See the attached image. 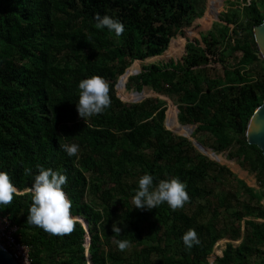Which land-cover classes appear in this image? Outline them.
Segmentation results:
<instances>
[{
	"label": "trees",
	"instance_id": "trees-1",
	"mask_svg": "<svg viewBox=\"0 0 264 264\" xmlns=\"http://www.w3.org/2000/svg\"><path fill=\"white\" fill-rule=\"evenodd\" d=\"M241 2L243 22L224 14V25L186 41L183 51V40L173 42L172 51H181L177 60L143 66L126 88L140 93L147 87L172 100L177 119L167 112L169 129L190 137L192 126L208 158L226 153L255 176L258 190L167 130L165 101L126 103L116 96L119 77L134 61L162 55L178 35L184 39L183 30L201 16L200 0H0V171L17 188L0 215L17 228L15 237L28 246L32 264H87L86 254L92 264H209L222 238L240 242L227 243L212 264H264V157L245 138L264 101V60L256 56L252 35L264 18V0ZM96 14L120 20L121 36L97 29ZM213 63L221 67L214 77L207 68ZM91 76L107 82L111 104L84 120L76 110L78 83ZM72 143L79 151L69 157L61 146ZM37 166L66 175L71 215L86 221L87 231L78 220L66 235L27 223ZM144 173L154 185L178 178L188 202L175 210L166 203L137 209L132 197ZM230 178L248 196L244 204L223 187ZM115 221L120 236L112 233ZM188 229L199 239L191 249L181 241ZM120 239L130 241L132 253L117 249Z\"/></svg>",
	"mask_w": 264,
	"mask_h": 264
},
{
	"label": "clouds",
	"instance_id": "clouds-1",
	"mask_svg": "<svg viewBox=\"0 0 264 264\" xmlns=\"http://www.w3.org/2000/svg\"><path fill=\"white\" fill-rule=\"evenodd\" d=\"M97 29L106 28L120 37L124 32V24L108 15L94 16ZM79 95L76 103L78 115L86 118L102 114L111 104L109 85L100 76H91L82 79L78 83ZM67 156H77L79 145L76 143L61 146ZM38 167V174L34 175L31 184V204L26 217L27 223L43 229L52 235L70 234L74 229V217L70 209L72 201L64 191L67 183L65 174L52 168ZM27 169L26 172H30ZM17 188L11 182L10 176L5 171H0V207L12 203ZM189 200L186 184L176 177L159 180L154 185V177L144 173L137 181V187L132 197V205L137 209L151 210L166 203L169 208L175 210L183 207ZM119 221L113 222L112 233L120 236L122 227H118ZM181 241L186 249H191L199 244L197 233L194 229H188ZM119 251H124L130 246V241L120 239L114 241Z\"/></svg>",
	"mask_w": 264,
	"mask_h": 264
},
{
	"label": "rangeland",
	"instance_id": "rangeland-1",
	"mask_svg": "<svg viewBox=\"0 0 264 264\" xmlns=\"http://www.w3.org/2000/svg\"><path fill=\"white\" fill-rule=\"evenodd\" d=\"M247 1H249V0H245V2H247ZM227 2H229V3H227ZM230 2H231V4H230ZM236 3L239 4V6L236 5ZM243 3L244 2H241V0H200V5L202 7L201 16L198 19H194L192 21L191 25L183 30L184 39H182L181 36L178 35L170 41L167 50L162 55L157 56V57H153L150 59H146L144 61H134L130 65V67L127 69L129 70L133 66H136V70L134 72H132L131 74H128V75L126 72L125 74H123L118 79L117 84L115 86L116 96L122 102L131 103L132 101H134V100L130 99V97L134 96L136 94V92L133 89L128 90L126 88L128 78L130 76L135 75L137 73V71H139L143 66H147L149 64L157 63V62H168L169 60L174 59L177 56H179L181 51L176 53V51L173 52L172 49L170 48V45L173 42H175L178 45L179 40L180 41L183 40L182 48H181V50L183 51V48H184L186 41H193L194 39L200 40L201 36H205L206 32H208L210 30L216 31L222 24L224 25L225 23H222L219 20V17L223 16L224 14H226L228 16H231L232 14H234L238 17V21L243 22L244 21V12L242 10V8L244 7ZM229 27L232 28V25H230ZM238 56H239V54H238ZM177 59L178 58H176L175 60H177ZM231 60L232 59L227 60L228 67L233 65V62ZM207 68H208L209 76H212V77H214L213 75L216 74V71L221 69V67L218 63L209 64L207 66ZM122 77H124V82L122 84V87L120 88L119 85H120V81H121ZM140 94L143 95L144 99L149 98V97H157L158 99L166 102L164 126L167 130L171 131L172 133H174L178 136H181V135L173 132L172 130H170L168 125H167V122H166L167 112L170 110L174 111V113L176 115V119H177V107L173 103V101L167 97L159 96V95L155 94L153 91H151L147 87H144L142 89V91L140 92ZM186 127H188V126H186ZM193 131H194V128L191 127L190 137H187L189 141L190 140L196 141L195 138L192 136ZM181 137H183V136H181ZM207 149H209V148H207ZM196 151L198 152V150H196ZM226 155H227L226 153L217 154L216 159H210L206 156L205 157L208 158V160L217 162L221 166L227 167L229 169V171L236 176L237 179L245 182V184L248 187L253 188L254 190H258L259 185L256 182L255 176L252 174H249L246 170H242L235 160L228 159L226 157ZM231 180H232V178L227 180L225 182V186H223V187L226 188V191L227 190H230V191L235 190L237 193V196L239 197L238 198L239 203L244 204L246 202L248 196L243 192V190L241 188L236 186L234 181L232 182ZM207 185L209 188L214 187V183L212 181L211 182L208 181ZM234 204H236V202H233V200L230 201V205H229L230 210L233 209ZM229 242H231L234 245H237V244H239L240 240L230 241L227 238H222V239L218 240L216 242V244L214 245L212 254L208 257L209 264H212V262L216 256L222 255V251L225 249L226 244ZM130 253H132V249L128 248L126 251V255H129Z\"/></svg>",
	"mask_w": 264,
	"mask_h": 264
},
{
	"label": "water",
	"instance_id": "water-1",
	"mask_svg": "<svg viewBox=\"0 0 264 264\" xmlns=\"http://www.w3.org/2000/svg\"><path fill=\"white\" fill-rule=\"evenodd\" d=\"M252 35L257 48L256 56L259 60H264V18L259 25L253 27ZM127 70L128 69L125 70L124 74L127 72ZM136 94L139 95L140 98L132 101L131 103H137L144 99L143 95H141L140 93L136 92ZM183 137L188 139L185 136ZM245 138H246V142L249 145L256 146L262 152V155L264 157V101L259 107L256 108L253 115L249 119L245 130ZM190 141L192 143V146L196 150H198V152L201 155L206 156L201 151L202 149H204V147L200 143H198L197 141H192V140ZM74 220H78L79 222H81L85 230L87 231L86 221H84L79 217H75ZM89 243H90V237L88 236L86 243L87 248L89 246ZM86 259H87V264H92L88 254H86ZM0 264H17L16 261L12 258L9 251H7L1 244H0Z\"/></svg>",
	"mask_w": 264,
	"mask_h": 264
},
{
	"label": "built area",
	"instance_id": "built-area-1",
	"mask_svg": "<svg viewBox=\"0 0 264 264\" xmlns=\"http://www.w3.org/2000/svg\"><path fill=\"white\" fill-rule=\"evenodd\" d=\"M16 232L17 228L11 224L7 216L0 215V244L9 251L17 264H32L29 248L16 239Z\"/></svg>",
	"mask_w": 264,
	"mask_h": 264
}]
</instances>
